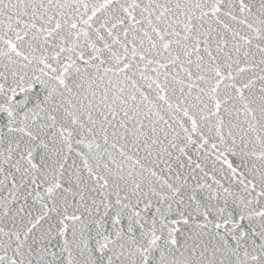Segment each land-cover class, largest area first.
<instances>
[{
    "label": "snow or ice",
    "instance_id": "obj_1",
    "mask_svg": "<svg viewBox=\"0 0 264 264\" xmlns=\"http://www.w3.org/2000/svg\"><path fill=\"white\" fill-rule=\"evenodd\" d=\"M0 264H264V0H0Z\"/></svg>",
    "mask_w": 264,
    "mask_h": 264
}]
</instances>
